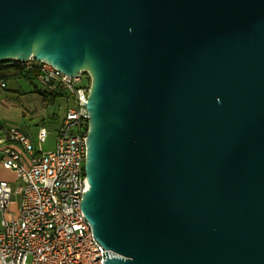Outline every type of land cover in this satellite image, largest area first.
Masks as SVG:
<instances>
[{"label": "water", "instance_id": "95a60500", "mask_svg": "<svg viewBox=\"0 0 264 264\" xmlns=\"http://www.w3.org/2000/svg\"><path fill=\"white\" fill-rule=\"evenodd\" d=\"M30 58L90 76L105 264H264V0H0V64Z\"/></svg>", "mask_w": 264, "mask_h": 264}, {"label": "built area", "instance_id": "2783aa9c", "mask_svg": "<svg viewBox=\"0 0 264 264\" xmlns=\"http://www.w3.org/2000/svg\"><path fill=\"white\" fill-rule=\"evenodd\" d=\"M1 67L27 75L42 92L65 99L67 106L52 151L37 154L28 135L16 127L8 130L10 141L22 147L27 158L12 144L4 150L2 165L14 171L20 183L14 188L0 182V264H105L111 252L95 239L81 207L89 189V74L72 77L32 58L6 61ZM6 87L0 77V89ZM48 134L44 125L39 128L40 148ZM14 195L20 197L17 211L10 210Z\"/></svg>", "mask_w": 264, "mask_h": 264}, {"label": "rangeland", "instance_id": "374dc122", "mask_svg": "<svg viewBox=\"0 0 264 264\" xmlns=\"http://www.w3.org/2000/svg\"><path fill=\"white\" fill-rule=\"evenodd\" d=\"M14 77H18L15 80ZM4 78L8 80V88L0 90V115L5 116L6 124H11L15 112L24 115L23 125L29 131L32 142L37 150L43 152L55 149L57 131L65 114L67 101L63 98H54L46 93L40 92L41 86L37 81H31L24 74L15 71H5ZM21 88V89H19ZM16 90H21L16 91ZM49 104H48V101ZM58 113L59 119L51 120L47 116ZM44 122L49 134L42 144H38L37 133L40 124ZM20 197L14 195L12 198L11 211L18 210Z\"/></svg>", "mask_w": 264, "mask_h": 264}, {"label": "crops", "instance_id": "0c3cea01", "mask_svg": "<svg viewBox=\"0 0 264 264\" xmlns=\"http://www.w3.org/2000/svg\"><path fill=\"white\" fill-rule=\"evenodd\" d=\"M14 79L18 80V77H16V78L14 77ZM5 81L7 83V87L6 88H8V80L5 79ZM19 89H21V88H19ZM16 91L20 92L21 90H16ZM48 104H49V101H48ZM65 112H66V108H65ZM54 114H56V113H54ZM52 116L50 114V115L47 116V118L51 119ZM23 117H24V115H22L21 113L15 112L14 118H12V120H11V124H6V122L8 120H6L5 116L0 115V182L1 181H6L14 188L17 187L19 185V183H20L18 178H17V175H16V173L14 171L4 168L3 165H2V162H3V158H4V150H5L6 147H8L11 144L13 146H15L18 150L21 151V154L23 155V157L25 159L27 158V154L24 152L23 148L20 147L19 145L13 144L10 141L9 134H8L9 128L16 127V128L20 129L21 131H23L26 135H28L30 137L29 131L23 125V119H24ZM63 118H64V116H63ZM63 118H62V120H63ZM62 120H61V123H62ZM8 122H10V121H8ZM43 125H44V122H42L40 124V127L43 126ZM40 151L36 149V153L40 152Z\"/></svg>", "mask_w": 264, "mask_h": 264}, {"label": "trees", "instance_id": "16d2710c", "mask_svg": "<svg viewBox=\"0 0 264 264\" xmlns=\"http://www.w3.org/2000/svg\"><path fill=\"white\" fill-rule=\"evenodd\" d=\"M5 71H9L7 68H0V77H2V78H4V73H5ZM25 75V74H24ZM25 77L26 78H28L29 79V77L27 76V75H25ZM5 79V78H4ZM40 92H42V91H40ZM42 93H44V92H42ZM50 97H54V98H60L58 95H50ZM55 119H59V115L56 113V114H54L52 117H51V120H55ZM37 153H39V152H37Z\"/></svg>", "mask_w": 264, "mask_h": 264}]
</instances>
